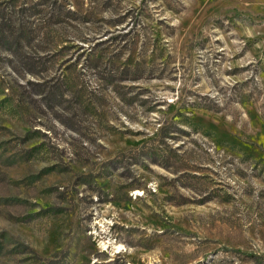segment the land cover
Returning <instances> with one entry per match:
<instances>
[{"label":"rangeland","instance_id":"obj_1","mask_svg":"<svg viewBox=\"0 0 264 264\" xmlns=\"http://www.w3.org/2000/svg\"><path fill=\"white\" fill-rule=\"evenodd\" d=\"M0 264H264V0H0Z\"/></svg>","mask_w":264,"mask_h":264}]
</instances>
